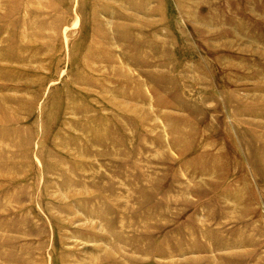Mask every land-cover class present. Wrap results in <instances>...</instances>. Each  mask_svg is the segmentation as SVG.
Segmentation results:
<instances>
[{"label":"rangeland","instance_id":"rangeland-1","mask_svg":"<svg viewBox=\"0 0 264 264\" xmlns=\"http://www.w3.org/2000/svg\"><path fill=\"white\" fill-rule=\"evenodd\" d=\"M0 264H264V0H0Z\"/></svg>","mask_w":264,"mask_h":264}]
</instances>
